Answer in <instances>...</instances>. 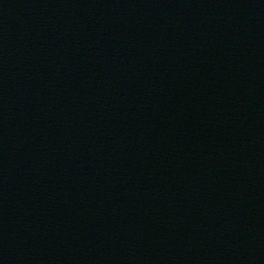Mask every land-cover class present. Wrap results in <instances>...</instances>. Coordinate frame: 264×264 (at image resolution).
<instances>
[{
	"label": "water",
	"instance_id": "obj_1",
	"mask_svg": "<svg viewBox=\"0 0 264 264\" xmlns=\"http://www.w3.org/2000/svg\"><path fill=\"white\" fill-rule=\"evenodd\" d=\"M0 264H264V0H0Z\"/></svg>",
	"mask_w": 264,
	"mask_h": 264
}]
</instances>
